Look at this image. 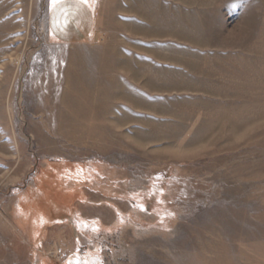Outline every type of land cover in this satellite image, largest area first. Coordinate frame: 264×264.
<instances>
[{
	"label": "rangeland",
	"instance_id": "374dc122",
	"mask_svg": "<svg viewBox=\"0 0 264 264\" xmlns=\"http://www.w3.org/2000/svg\"><path fill=\"white\" fill-rule=\"evenodd\" d=\"M51 1L0 0V264H264V0Z\"/></svg>",
	"mask_w": 264,
	"mask_h": 264
},
{
	"label": "crops",
	"instance_id": "0c3cea01",
	"mask_svg": "<svg viewBox=\"0 0 264 264\" xmlns=\"http://www.w3.org/2000/svg\"><path fill=\"white\" fill-rule=\"evenodd\" d=\"M95 25L96 13L89 0H87L86 3L82 2V0H60V2L56 4H53L51 1L49 28L52 38L58 43L64 45H81L87 43L95 35ZM93 63L97 64L98 62H92V64ZM122 63L121 69L133 68V66L130 64L125 66L124 62ZM103 66H105L106 70H115L117 69L118 65L112 62H106L103 64ZM108 76L109 73H106L107 79ZM112 79L113 82L110 85L105 82L102 84L93 82L92 86H96V89L98 87H101L102 89V85L105 87V89L99 94H96V89H94L92 92L93 96L90 97V99L92 101L107 100L109 102L113 98L112 95H110L111 97L109 96V86L112 87V92H115V86L116 88H119V86H117L119 82H117L114 78ZM113 100L117 99L114 98Z\"/></svg>",
	"mask_w": 264,
	"mask_h": 264
},
{
	"label": "bare ground",
	"instance_id": "6f19581e",
	"mask_svg": "<svg viewBox=\"0 0 264 264\" xmlns=\"http://www.w3.org/2000/svg\"><path fill=\"white\" fill-rule=\"evenodd\" d=\"M82 93V92H81ZM84 94V93H83ZM84 102H88V100H87V98H86V96H80L79 98H78V100H77V102L76 103H84ZM71 108H74V107H71ZM82 107H79V109H81ZM75 109H77V108H75ZM89 116V115H88ZM71 117H73V116H71ZM71 117H70V119H69V121L70 122H68L67 124H62L61 125V128H66V129H76L74 132H78V133H80V136L76 139V140H79L78 142H76V144H80V145H82V144H88L89 142H92V143H98V141L99 140H95L94 139V136L96 135V134H91L93 131H90L91 129H101V128H96V127H94L93 125L91 126V127H88V126H86V125H83V127H80V126H76V125H74V122H77V121H71ZM90 118V117H89ZM123 121V120H122ZM124 122V121H123ZM117 125H118V127L120 126L121 127V125H119V123H117ZM150 128V127H149ZM82 129H84V130H82ZM88 129H90V130H88ZM102 129H107V128H102ZM142 129V128H141ZM72 130H70V132L72 131ZM106 133H107V130L105 131ZM97 139H100V136L98 135L97 137H96ZM101 141H103V142H107L104 138H102L101 139ZM100 141V142H101ZM102 142V143H103ZM105 144V143H104ZM93 145H95V144H93ZM100 147H102V149H103V145H101L100 144Z\"/></svg>",
	"mask_w": 264,
	"mask_h": 264
},
{
	"label": "snow or ice",
	"instance_id": "6c2138e0",
	"mask_svg": "<svg viewBox=\"0 0 264 264\" xmlns=\"http://www.w3.org/2000/svg\"><path fill=\"white\" fill-rule=\"evenodd\" d=\"M52 2H53V4H56V3H59L60 2V0H52ZM82 2H87V0H82Z\"/></svg>",
	"mask_w": 264,
	"mask_h": 264
}]
</instances>
